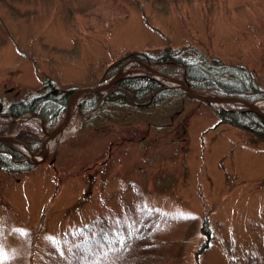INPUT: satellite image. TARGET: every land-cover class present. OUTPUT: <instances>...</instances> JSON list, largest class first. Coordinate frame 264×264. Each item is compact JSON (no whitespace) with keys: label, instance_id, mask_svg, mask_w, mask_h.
I'll return each mask as SVG.
<instances>
[{"label":"rangeland","instance_id":"rangeland-1","mask_svg":"<svg viewBox=\"0 0 264 264\" xmlns=\"http://www.w3.org/2000/svg\"><path fill=\"white\" fill-rule=\"evenodd\" d=\"M167 43L242 65L264 92V0H0V103L27 98L43 77L74 90L120 67L147 75L135 59L116 61ZM80 97L41 160L0 169V264H135L102 259L103 243L73 256L102 227L124 233L141 221L153 225L144 264H264V140L187 94L85 115ZM250 102L264 112V97ZM11 121L4 135L27 130L42 142L38 116ZM204 219L211 241L196 257Z\"/></svg>","mask_w":264,"mask_h":264},{"label":"trees","instance_id":"trees-1","mask_svg":"<svg viewBox=\"0 0 264 264\" xmlns=\"http://www.w3.org/2000/svg\"><path fill=\"white\" fill-rule=\"evenodd\" d=\"M187 49L188 45L175 47L167 43L160 47L131 50L123 54L116 62L138 59L154 66L164 74L183 79L190 88L199 92L238 96L247 101L264 97V92L256 86L251 71L242 65L227 64L214 56L202 53L197 48L194 49L196 56L192 58L190 53L185 52ZM112 64L116 65L117 63ZM110 69L109 73H111ZM41 84V87L27 98L14 100L5 106L0 103V127H8L9 129L12 127L11 119L32 115L41 119L42 131L44 129L51 130L61 122L73 90L58 88L49 77H43ZM170 95L183 96L186 94L151 77L133 75L122 78L108 90L82 94L78 100V105L82 114L85 115L88 109L89 113L91 111L93 113L104 102L119 106L155 105ZM212 105L215 106L214 113L218 123H228L251 134L255 140H264V116L247 109L244 105L237 107L230 102L224 105L218 103H212ZM22 124H27V126L41 131L39 130L40 127L35 128L31 122L25 121ZM5 131L7 132V130L0 129V136L4 135ZM17 139L29 149L39 147L41 143L40 138L30 134L27 130L21 131L17 135ZM31 166L33 164L11 142L0 140V169L9 172H27ZM95 223L97 222H90L89 228ZM147 229L146 221H141L137 230L129 227L124 233L118 231L117 234H110L105 227H102L93 235H89V238L77 243L78 251L73 256V260H77L83 253L81 251L88 246L90 249L99 243H103L108 244L110 248L102 259L110 256L115 257L118 254L119 259L136 257L139 259L135 261V264L139 263L140 260L141 264H144L147 257L143 255L152 251L151 230L153 225L151 224ZM200 230L204 239L195 250L196 257L208 248L211 241V230L206 219L202 222ZM129 247L139 248L138 253L132 255ZM96 263L95 258L89 261V264ZM194 264L199 263L196 261Z\"/></svg>","mask_w":264,"mask_h":264},{"label":"water","instance_id":"water-1","mask_svg":"<svg viewBox=\"0 0 264 264\" xmlns=\"http://www.w3.org/2000/svg\"><path fill=\"white\" fill-rule=\"evenodd\" d=\"M141 64L143 67L142 70H145L146 72H148L147 75H149L151 78L161 82L164 85H167V83H170L173 87H176L182 90L184 93H186L191 98L205 101L208 103H218V104H224L228 102H237V103L245 104L249 110L256 111L262 116H264V113L258 111L252 102H249L241 97L230 96V95H211L207 93L198 92L190 88L183 79L164 74L158 71L157 69L153 68L151 65L147 63H141ZM135 70L137 69H123V67H120L117 70V72H115L110 78L105 80L103 83H100L96 86H86V87H80V88L74 89L68 100V103L66 106V113H65L63 120L56 127H54L51 131L46 132V139H44L42 142L43 149L39 153L35 152L34 150H30L29 148H27L25 144H23L16 138L9 137V136H0V140L8 141L14 144H20L33 157L34 156H42V157L45 156L44 147H46L47 139L55 136L57 133H59L62 130V128L65 126V124L68 122L70 118L72 104L80 95L84 93H88V92H98V91L108 90L109 88L117 84L122 78L137 74L135 73L136 72Z\"/></svg>","mask_w":264,"mask_h":264},{"label":"bare ground","instance_id":"bare-ground-1","mask_svg":"<svg viewBox=\"0 0 264 264\" xmlns=\"http://www.w3.org/2000/svg\"><path fill=\"white\" fill-rule=\"evenodd\" d=\"M55 137H57V136H55ZM55 137H51L49 140H47L46 141V147H44V150H46L50 145H51V143L53 142V141H55L57 138H55ZM17 146L22 150V151H24L25 152V154L28 156V157H30L31 155L19 144H17ZM32 157V159H33V156H31Z\"/></svg>","mask_w":264,"mask_h":264}]
</instances>
